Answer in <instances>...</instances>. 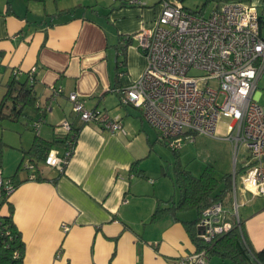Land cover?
<instances>
[{"label": "crops", "instance_id": "1", "mask_svg": "<svg viewBox=\"0 0 264 264\" xmlns=\"http://www.w3.org/2000/svg\"><path fill=\"white\" fill-rule=\"evenodd\" d=\"M92 1L73 0L65 9L63 0H0V92L17 71L19 81L32 83L42 110L28 109L25 130H15L14 141H7L15 151V164L32 146L36 134L30 124L40 117L43 140L64 138L63 122L77 134L64 171L42 166V182L18 174L20 184L0 214L7 216L13 207V223L25 246L23 264H178L180 257L196 251L184 222L199 217L193 210L194 219L178 212L152 220L159 206L172 208L179 195L177 200L163 199L162 180H149L145 171L141 176L132 172L152 151L153 142L141 111L122 105L119 93L146 66L137 42L126 36L151 26L160 13V0L153 7L142 0V5L129 0L117 6L113 0L114 7L105 13L85 6ZM260 14L264 16V10ZM52 89H61V94L50 100ZM70 93L86 110L119 118L123 132L111 135L97 124L81 122L72 112ZM154 132L155 141L168 147ZM6 140L1 142L5 145ZM51 150L63 152L62 146ZM13 172L6 167V177ZM237 190L241 201L237 203L236 194L234 200L243 234L254 251H262L264 196Z\"/></svg>", "mask_w": 264, "mask_h": 264}, {"label": "built area", "instance_id": "2", "mask_svg": "<svg viewBox=\"0 0 264 264\" xmlns=\"http://www.w3.org/2000/svg\"><path fill=\"white\" fill-rule=\"evenodd\" d=\"M160 13L148 28L131 35L144 56L140 77L119 91L120 103L141 111L143 120L156 131L158 140L178 152L183 142L194 143L195 135L216 136L221 117L228 118L225 140L235 150L245 149L239 188L253 196H264V91L258 82L264 77V16L247 0L217 3L207 16L186 9L178 0H160ZM131 5H142L131 0ZM35 69L28 72L33 82ZM16 78L17 71H13ZM52 89L50 100L60 96ZM73 114L83 123H94L115 135L123 132L119 118L105 112L88 111L75 93L68 95ZM218 100H222L221 104ZM36 109L42 113L36 103ZM41 119L30 124L39 135ZM62 154L50 150L44 160L48 168L63 172L73 155V128L63 122ZM22 168L34 180L29 159ZM236 194V176L231 180ZM12 190L0 171V192ZM238 205L228 210L217 202L204 209L197 221V237L207 245L233 227L240 229ZM64 230L66 226L63 225ZM17 254H15V257ZM201 250L179 258L178 264H207Z\"/></svg>", "mask_w": 264, "mask_h": 264}, {"label": "trees", "instance_id": "3", "mask_svg": "<svg viewBox=\"0 0 264 264\" xmlns=\"http://www.w3.org/2000/svg\"><path fill=\"white\" fill-rule=\"evenodd\" d=\"M178 1L182 2L183 0ZM218 1V3H221L228 0ZM126 39L127 41H132L131 35L126 36ZM121 46L124 49L125 45ZM120 64L123 65V61H120ZM31 85L27 81H19L17 77H14L13 72L11 73V80L5 84V93L0 101V120L9 119L10 121H16L26 109L40 111L35 108L37 102ZM6 109L7 112L5 111ZM39 119L42 120L41 117ZM72 131L76 138V131L74 129ZM64 142V138L56 137L52 141H46L36 135L32 146L25 152L26 156L22 159V161L26 160L25 158L27 157L34 167L33 173L36 177L34 180H29V173L25 171L27 181L42 182L45 180L41 177L42 166H45V157L53 147H63ZM20 169L21 164L18 165L12 177L4 178L12 192L20 184L17 181ZM132 172L141 176L135 165L132 167ZM231 180L230 175L216 179L211 170H205L199 177H194L185 170L177 171L175 180V187L179 195L177 204L172 208L159 206L152 216V220L164 213H171L176 216L178 212H186L188 210H194L197 217H199L204 209L214 203L221 202L226 204L232 190ZM9 195L6 190L0 192V209L6 203ZM197 221L198 218L194 221L184 222L189 237L196 246L195 252L205 249L208 253V258L218 257L221 260H229L231 264H264V250L254 251L246 240L241 227L239 229L235 226L230 232L218 236L212 243L205 245L197 237ZM24 253L25 246L21 234L13 223V207L9 206L7 216L0 214V264H23ZM15 254H17L16 257Z\"/></svg>", "mask_w": 264, "mask_h": 264}, {"label": "rangeland", "instance_id": "4", "mask_svg": "<svg viewBox=\"0 0 264 264\" xmlns=\"http://www.w3.org/2000/svg\"><path fill=\"white\" fill-rule=\"evenodd\" d=\"M63 1H65V4H63L65 9H68L66 8L69 7L67 5H71L73 2V0ZM125 1L127 2L129 0H117V6H120V4ZM142 1L148 7H153L158 0ZM248 1L258 7L259 14L262 10H264V0H260L259 4L254 2V0ZM218 2V0H183L182 5L190 11H199L202 15L207 16L211 13ZM113 3V0H93L90 4H85V6L87 5L90 9H95L100 13H105L111 11L114 7ZM71 8L73 7L71 6ZM87 12L90 13L89 10ZM257 87L258 91H264V77H262V79L258 82ZM1 92L0 101L5 91L3 94H1ZM38 98L41 99L40 97ZM261 101L264 103V98H262ZM221 102L222 100H218L219 104H221ZM5 111L7 112V109ZM28 112V109L24 110V113L16 121H10L9 119L0 120V171L4 178H6V167H13L15 172L18 166V164H15V151L12 149V145L7 141H14L15 130H25L24 125L29 122V117L27 115ZM229 121L230 120L228 118L221 117L216 125V136L211 137L206 135H195L194 143L183 142V145L178 152H174L169 147L155 141L154 130L147 124H144V130L150 134V140L153 142L152 151L148 153V156L141 162L137 170L142 172L145 171L143 172L144 176L149 180L155 182L162 180L164 183L163 199L167 200L172 197L175 200L178 199V192L174 184L176 180V172L180 170L188 171L194 177H199L205 170H211L216 179H221L226 175H230L231 179H233V176H236L238 188L239 176L241 173L240 171L245 158V149L243 146H240L238 150H235L232 143L225 140V136L227 134V124ZM3 138L7 139L5 145L1 142L3 141ZM25 159H27V157ZM23 161L21 160L18 162L21 164V169L18 172L20 175L26 174L22 168ZM175 192L177 193L175 194ZM260 199L264 201V198ZM236 201L237 203H240L241 201V196L238 190L236 192ZM225 207L228 210L234 209L233 191H231ZM182 214V217L185 216L187 219H194L196 216L193 210L182 212ZM207 264H231V262L229 260H221L218 257H210L208 258Z\"/></svg>", "mask_w": 264, "mask_h": 264}]
</instances>
